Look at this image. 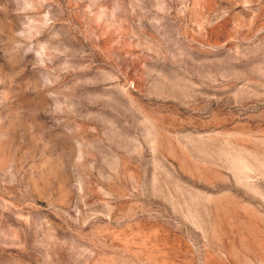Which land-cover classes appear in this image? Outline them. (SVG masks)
<instances>
[{
	"label": "rangeland",
	"instance_id": "obj_1",
	"mask_svg": "<svg viewBox=\"0 0 264 264\" xmlns=\"http://www.w3.org/2000/svg\"><path fill=\"white\" fill-rule=\"evenodd\" d=\"M0 264H264V0H0Z\"/></svg>",
	"mask_w": 264,
	"mask_h": 264
}]
</instances>
